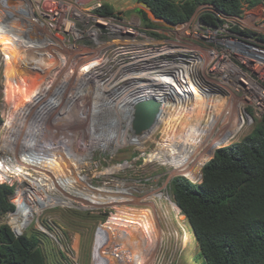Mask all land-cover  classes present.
Masks as SVG:
<instances>
[{
  "label": "rangeland",
  "instance_id": "obj_1",
  "mask_svg": "<svg viewBox=\"0 0 264 264\" xmlns=\"http://www.w3.org/2000/svg\"><path fill=\"white\" fill-rule=\"evenodd\" d=\"M175 1L180 2L181 0ZM202 1L204 0H197V2ZM53 3L62 6L63 14L65 8L69 9V12L65 11L66 15H62L58 22L49 16L55 12L52 10ZM105 4L111 5L114 11L107 18L99 16L97 12V9ZM202 7V5L199 6L193 17L183 24H169L162 20H153L148 16L152 21V27L149 24L150 21L145 20L140 12V9H143L140 0H0V26H6L5 30H2L7 32L2 33L0 31V138L6 116H9L18 105V109H21L19 112L20 119L16 121L18 127L22 126L23 128L25 123H22L21 119L29 114V112L26 113L28 111L26 109L29 107L28 103H31V97L29 96L33 97V94H35V92H32L34 89L32 87H35L34 83L37 81L35 77H31L27 73L30 67L27 69L25 62H31L32 66L44 64L45 66H43L46 67L48 64L46 61L49 58H44L42 63L36 62V59L39 60L38 53L45 57L47 52L49 53L55 49L56 44L62 45L68 50V43H70L75 45L74 48H77L76 54L81 57L79 64L82 65V62L84 63L86 59H90L88 62L90 66L83 76L80 73L83 71L84 66L80 65L81 71L72 73L75 76V82L72 80L74 83H67V85L62 86L68 88L65 92L66 99L81 93L83 100L89 99L90 101L95 93L98 95L103 92L99 90L98 85L100 84H103L105 90L107 89L106 92L110 93L111 88L109 87L119 84V79L122 76L120 74L121 66H129L128 64L136 59L144 66H154L170 65L179 59L187 58V61H183V66L175 69L179 73H174L173 85L181 84L179 88L185 90V86H188V83L185 82L190 81V83L197 86L196 88L199 91L201 90V94L202 90H206L213 95L215 101L212 104L214 106L211 107L210 105L207 109L203 106V102L201 103V115L206 119L204 127L208 129L215 127L214 122L217 120H219L217 123L224 122L228 127L239 122L240 116L245 121L235 136L228 140H221L219 144H216L217 147L214 153L220 147L241 141L254 130L263 117L260 118L256 115L252 106L241 103L234 89L221 85V80L209 73L212 65H208L210 61L208 47H211L212 43L201 37L203 33H207L209 27L199 20L201 13L204 11ZM4 10H7V12L2 17V11ZM9 10L10 12H8ZM11 11H13L12 15ZM25 16L29 20L27 23L31 34L39 33L41 36L33 38L23 35L22 30L26 28V25L20 24H23ZM98 20L109 21V25L103 28L105 25H101ZM33 21H38L39 25ZM72 21L78 37L65 36L66 31L64 33V28L66 29L67 23ZM211 28L214 29V27ZM12 35L18 37L16 43L11 41V38H14ZM212 37L215 41L219 34H214ZM65 39H68V41L62 43ZM169 50L171 52H168ZM112 52L114 53L111 54ZM38 65L32 69H36V67H39ZM67 68L66 73H63L64 75L62 74L61 78H59L60 69H55L52 76L48 77L45 83L52 85L56 81V84L57 82L59 84L63 77L69 75L74 66L70 64ZM136 68L134 76L146 70L140 65H137ZM89 75H92L93 78H91L92 76L87 77ZM179 75H181L183 83H180V79L176 77ZM66 82L62 81V85ZM124 82H120V84H124ZM57 88L59 87H56L55 94ZM89 90L91 92H88ZM194 96L196 99V95ZM26 98L28 101L24 102ZM71 101V99L68 100L72 103ZM127 104L122 105V109L116 105L109 106L110 111L112 110L113 113L107 111L106 118L110 122L112 121L113 129L111 135H107V139L103 137L105 134L102 131H96L93 125L89 126L87 124L89 120L92 121L97 117L96 113L100 110V104L98 103L92 102L90 110L88 107L87 113L79 115L81 120L87 119L86 123L84 121V123H81L80 120L78 121L75 117H72L74 120H68L67 125L65 123V126L59 124V127L62 128V131L61 128L60 131L58 130L59 132H55L56 124H54V121H56V115H53L55 110L44 117L38 115L39 112H37L39 108H43L42 105L37 107L30 117L29 128L33 129L35 125H39V129H44L48 123L49 128L46 127L47 129L45 128V131L42 130L41 133L49 134L47 135L49 137L56 133V138L57 135L59 137L53 148L58 157H54V167L50 174L52 180L51 178L50 180H62L64 188L49 183L45 189L47 192L50 190L51 193H48L52 196L47 195L45 191L37 190L34 184L32 186L30 183V186H32L30 188L29 181L23 180L26 177L25 173L30 171L26 165L23 166V162H21L22 165H17L14 158L9 157L10 162L2 167L6 172H3L4 178L0 177V182L14 187L11 202L15 205V208L11 212L23 218L30 212L31 221L26 225L24 234L28 236L35 234L38 237L46 264L129 263L126 259L128 256L125 257L124 248L130 244V239L127 238L128 236L120 234L117 235V240L114 237H116L117 227L120 226L125 215H127L126 213L129 212L127 209L124 211L125 201L138 196L147 201L139 204V208H152L157 204L161 213L160 227L162 233L160 244L155 249L156 252L153 256L148 255L147 260L146 257H143L142 264H206L189 222L178 205L175 204L178 208L175 209L169 202V199L175 202L172 189V181L175 177L183 176L194 183H198L201 176L196 180L181 174L171 176L172 173L170 172L174 166L159 163L156 155L163 136L161 131L157 133V123L142 135H138L134 129L136 105L133 103ZM118 110L122 112V121L119 119ZM207 122H211L208 123L209 127L206 125ZM41 133L38 135L39 137H41ZM136 141H140V143H136ZM100 142L102 143L100 144ZM86 146L89 147L86 148ZM20 147V150L24 149V147ZM28 150L29 153H34L33 155L39 152ZM0 154V160L3 163L4 153L1 149ZM20 157L19 159H21ZM14 165L17 166L18 170L14 169ZM58 176L60 179H58ZM28 179L31 180V177ZM23 188L33 191L36 194L34 195L36 201L22 195ZM70 188L73 190L71 191ZM155 192H161L163 196L156 197ZM62 195H72L74 200L69 201V203L68 200L61 198ZM87 195L93 196V202L84 200ZM123 212L124 215L121 218ZM4 219L5 214L1 217L0 224H5ZM117 222L118 224H116ZM129 230L131 231L130 234L137 235L141 232V229L138 230L132 227ZM115 243H117L116 248ZM128 247L130 248V245ZM153 247L148 248L145 246V252L150 251ZM117 251H121L122 254L114 260Z\"/></svg>",
  "mask_w": 264,
  "mask_h": 264
},
{
  "label": "bare ground",
  "instance_id": "obj_2",
  "mask_svg": "<svg viewBox=\"0 0 264 264\" xmlns=\"http://www.w3.org/2000/svg\"><path fill=\"white\" fill-rule=\"evenodd\" d=\"M52 6H53L52 10L55 12H53V14L52 15L50 14L49 16H50V18L56 20L57 22L60 20L62 15L65 14V11L69 12V9L65 8L64 14H63L62 13V6H59L57 3H53ZM5 12H7V10L2 11V13H3L2 17L5 16L4 15ZM8 12H10V10ZM12 14H13V11H11V15ZM77 18L80 19L79 17H77ZM27 22H29V20L25 16V20H23V24H20V25H26V28L22 30L23 35L29 36V37L31 36L33 38L41 36L39 33L31 34V31L29 30V26H28ZM33 22L35 24L39 25L38 21H33ZM98 22L101 23V25H105L103 28H106V26L109 25V21L107 22V21H103V20H98ZM73 23H74L73 21L67 23L68 25H67L66 29L64 28V33L66 31L65 36L68 35V37L71 36V38L72 37H78V33L75 31ZM0 27H1L0 31L3 33L4 31L2 29L5 30L6 26H4V27L0 26ZM115 32H116V29H115ZM4 33H7V32L5 31ZM46 35L48 36V34H46ZM13 37L14 38H11V41L13 43H16V40L18 39V37H15V36H13ZM11 41H10V43H11ZM65 41H68V39H65L63 42L62 41L61 42L66 43ZM8 43H9V41H8ZM13 43H11V44H13ZM68 46H69V48H68V50H66L67 48L62 47V45L56 44L54 46L55 49L49 53L47 52L45 54V57L41 56V53H38L39 60L36 59V62L42 63L44 61V58H46V57L49 58V60L46 61V62H48L46 67H44L45 66L44 64H43L44 66L36 64L39 67H36V69H32L36 65L32 66V64H30L31 62L26 63L24 61L25 64L27 65V69H28V67H30L29 70H27V71H29L27 73L29 75H31V77H35V80L37 81L36 83H34L35 87H32V88H34L32 90V92L33 93L35 92V94L32 93L33 97L31 95L29 96V97H31V101H30L31 103H28L29 107H28V109H26V110H28V111H26V113L29 112V114H27V117L24 116L23 119H21L22 123H25L23 128H22V126L18 127V124H16V121H19V119H20L19 112L21 109L20 110L18 109L19 105L13 112H11L9 114V116H6V118H5L4 128L2 130L3 133H2V136L0 138L1 139L0 149L4 153V155L2 154L3 155L2 158H3L4 162L2 163L0 160V177L1 178H4L3 172H6L5 169L3 170L2 167H5L4 164L6 165L7 163L10 162L9 161L10 158H12V159L14 158V160L17 162V165L18 164L20 165L21 162H23L24 163L23 166L26 165L28 167V169H30L29 172L25 173L26 177L23 178L24 181H29V187L30 188L33 186L32 184H34L35 188L37 190L39 189L40 191H45V193H47V195L51 193L50 190L48 191L50 193H48L45 189V187L47 185H49V183H51L52 185H55L56 187H63L64 188V186H63L64 184H63L62 180L56 181L57 180L56 179V180L51 181L52 175L50 177L51 171L54 167L53 166V163L55 161L54 157H58L57 152L53 151V148L56 145V141L59 140L58 135L56 138V133H55V135L53 133V135L52 136L50 135V137L47 136L49 134L46 135V133H44V134L41 133V131L44 130L46 127L49 128L48 123H47L45 128L43 127L44 129H41V128L39 129V125H35V124H34L35 126L33 129L29 128L30 117L32 114H34V111L37 109V107L39 105L40 106L42 105L43 108H39V111H37V112H39L38 115L45 117L46 114L48 115L50 112H52L54 110L56 111V113L54 111L53 115H56L55 116L56 121H54V124H56L55 132H57L61 128V127H59V124L64 125V123H65L67 125L68 120H71V121L74 120L72 117H75V119H77L78 121L80 120L81 123H84V122L86 123L87 119L81 120L79 115L81 113L82 114L83 113L85 114V112L87 113L88 107L90 110V106H91L92 102L98 103V104H100V106L98 105L100 110H98V113H96L97 117H95L93 119L94 121L89 120L87 122V124H89V126L93 125L96 128V131L97 130L102 131L105 134V135H103V137H105V139H107V135L108 136L111 135L110 133H111V130L113 129L112 128L113 126L111 123L112 121L110 122L109 119L106 118L107 117V111H109V112L112 111V110L110 111V107H109L110 105H111V107H113V105H116L117 107L121 108V107H123L122 105H124V104L126 105L127 103H133L134 105H136V108H137V106L143 102L151 101V100L158 101L161 104V112L157 118L156 127H157V133H159L161 131L163 134V136L160 140V146L158 147V150L156 152V155L158 156V162L162 163L164 165L174 166L173 170L170 172V173H172L171 176H173L175 174H181V175H184V176H186L190 179H193V180H196L201 176L202 168L205 165V163L214 154V150L217 147L216 144L217 143L219 144V141H221V140H228L229 138H232L233 136H235V134L238 132V130L245 123V121L241 118V116L238 115V116H240L239 122H236V123H234L228 127L226 126V124L224 122L223 123H217L219 120L214 122L215 127H211L210 129L204 127L206 119H204L201 115V108H202L201 103L203 102V106H205L208 109L210 105H211V107L214 106V104H212V103H213V101H215V99L213 98L212 94L208 93L205 90H202V94H201V92H200L201 90L199 91V89L196 88L197 86H195V85H193L192 87L188 86L187 88H185V90H181L179 88L180 84L179 85H173V79L175 77L174 73L177 72L175 69L180 68V66L184 65L183 61L184 60L187 61V59H184V58L179 59L178 61H175V62L171 63L170 65L166 64V65H154V66H152V65L144 66L140 63L139 60L136 59L131 64L129 63L128 64L129 66H121L120 74L122 76L119 79V84H117L114 87H109V88H111L110 93H107L106 92L107 89L105 90V87L103 86V84H100V85H98V87L100 88L99 90H102L103 92H101L98 95L96 93L94 96L92 95L93 96L92 100H90L91 103H89L90 102L89 99L83 100V96L81 95V93H78V94L73 93L75 95L72 98L66 99L67 96H66L65 92H67L68 88H66V87L63 88L62 86L67 85V83L72 84L75 82V80H74L75 76L72 75V73L73 72L76 73L77 71H81V69H80L81 66H84L82 68L83 71H81V73H80V75H83V76L85 75L86 71L88 70V68L90 66L88 64L90 59H86V60L84 59L86 63L85 62L83 63L82 62L83 59H82L81 60L82 65L79 64V60L81 59V57H78L77 56L78 54H76L77 48H74L75 45H71L70 43H68ZM102 48H103V46H102ZM163 50H166V49H163ZM78 52H79V50H78ZM168 52H171V50H169ZM113 53L114 52H112L111 54H113ZM83 56H85V55L83 54ZM35 57H37V56H35ZM153 58H155V57H153ZM153 58H151V59H153ZM9 61H11V60H9ZM32 61H34V60H32ZM7 62H8V60H7ZM70 64L74 66V69L69 73V75L67 74V76L63 77L61 79V81H59V84H58V82L56 84V81H55V84H52V85L49 83H47V84L45 83L46 79L48 77L52 76V72L55 69H58V70L60 69L59 70V78H61L62 74L66 73V68ZM75 65H76V67H75ZM87 65H88V67L86 68ZM137 65H140V67H142L143 69H146V70H144V72H146V73L140 72L137 76H134V73H135L134 71H135V69H137L136 68ZM85 68H86V70H85ZM69 69H71V68H69ZM177 73H179V72H177ZM91 76L92 75H89L87 77H91ZM176 77H178L183 82L181 75L176 76ZM91 78H93V76ZM48 80H50V79H48ZM89 80H90V78H89ZM62 81L63 82L67 81V82L62 85ZM120 82L121 83L124 82V84H120ZM82 83H80V84H82ZM44 84H46V85H44ZM96 86H97V84H96ZM56 87H59V88H57L58 90H57V93L55 94L54 92L56 90ZM30 90H31V88H30ZM88 92H91V90H89ZM69 93H70V91H69ZM205 93H207V94H205ZM28 94H29V90H28ZM194 95H196V99L194 98L195 97ZM204 95H205V97H204ZM18 98H19V95H18ZM69 99L72 100L71 101L72 103L68 102ZM25 101H28V99L26 98V100H24V102ZM204 103H205V105H204ZM127 106H128V104H127ZM23 108H24V106H23ZM29 109H31V110L29 111ZM120 110H118V115H119V119L121 120V118H123V117H122V112H120ZM91 112L93 113L94 111L92 110ZM166 112H167V116H166ZM92 113H90V114H92ZM112 113H113V111H112ZM112 113H111V115H112ZM97 118H99V119L96 120ZM235 120H237V119H235ZM208 123H211V122L206 123V125L209 127ZM74 124H76V123H74ZM159 124H161V125H159ZM76 128H78V127H76ZM61 131H62V128H61ZM40 133H41V137L38 136V135H40ZM81 135H82V133H81ZM25 141L27 142L26 144H25ZM140 141H136V143H140ZM91 143H93V142H91ZM101 143L102 142H100V144ZM133 143H135V142H133ZM20 146L24 147V149L20 150L21 149ZM87 147H89V146H86V148ZM73 148H74V146H73ZM28 149L37 150L39 152H37V154L33 155L34 153H29ZM22 151H24V152L22 153ZM74 155H75V153H74ZM19 156H21L20 157L21 159H19ZM25 160L27 163L24 162ZM14 166H15L14 169L18 170L17 166L16 165H14ZM27 176L31 177V180H29L28 179L29 177L27 178ZM50 178H51V180H50ZM58 179H60L59 176H58ZM30 183L32 186H30ZM66 186L67 185L65 184V187ZM69 186H71V185H69ZM47 190H48V188H47ZM72 190L73 189H71V191ZM27 191L30 195H27L28 194ZM29 191H30L29 189L25 188L21 194L25 195L27 198H29L31 200L36 201L35 197H34V195H36V194L33 191H30V192ZM89 193H90V191H89ZM154 195L156 197H162L163 193L155 192ZM50 196H52V195L50 194ZM22 198H24V197H22ZM61 198H63V200L66 199V201L68 200L67 202L74 200L73 199L74 197H72V195H65V196L62 195ZM92 198H93V196L87 195L84 200H86L87 202L88 201L93 202ZM23 200L25 201V199H23ZM146 202L147 201H144L143 197H141V196L132 197V198H130V200L127 199L123 205V208H124V211H125V209H127V211H129V212L126 213L127 215H125L123 222L120 224V226L117 227L118 229L117 228H116L117 230L115 229L116 230L115 232H117L115 235L116 237H114L115 240H117V235L119 236V234L122 236L126 235V236H128L127 238L130 239L129 240L130 241V244H129L130 248L128 247L129 245L126 248H124L125 257L127 255L128 258H126V259H128V261H129V263H127V264H142L143 257H146V260H147L148 255L153 256L154 252H156L155 249L159 246L160 241H161L162 231H161V227H160V225H161L160 209H158L157 204L155 207L153 206L152 208L151 207H143V208L138 207L139 204H143ZM169 202H170L172 207H174L175 209H178L177 206L175 205V202H173L171 199H169ZM41 203L44 204V202H42V201H41ZM45 203L50 204L48 202H45ZM42 206H44V205H42ZM28 209H30V208H28ZM123 215H124V212L121 215V218L123 217ZM27 216H28V218H27ZM29 216H30V212H28L26 217H24L26 219V225L31 221ZM120 219H119V221H120ZM118 222L116 224H118ZM130 227H132L134 229H138V230L141 229V232H139L137 235L136 234H130L131 233V231L129 230ZM124 239H126V238H124ZM121 240H123V239H121ZM119 243L121 244V242H119ZM116 245H117V243H115V248H116ZM145 246L148 248L152 247V246H154V247L150 251L145 252V250H146ZM116 250H115V252H116ZM120 254H122L121 251H117V254H116L117 256L116 255L114 256V260L117 257H119Z\"/></svg>",
  "mask_w": 264,
  "mask_h": 264
},
{
  "label": "trees",
  "instance_id": "obj_3",
  "mask_svg": "<svg viewBox=\"0 0 264 264\" xmlns=\"http://www.w3.org/2000/svg\"><path fill=\"white\" fill-rule=\"evenodd\" d=\"M140 1L156 17L174 25L188 22L202 5L200 20L217 26L218 14L238 15L244 3L259 0ZM97 12L104 17L114 13L109 4ZM140 12L153 27L145 10ZM172 189L206 264H264V117L241 141L215 151L202 169L200 182L177 176ZM13 192V186L0 182V220L15 208ZM0 264H46L38 237L24 234L14 239L1 223Z\"/></svg>",
  "mask_w": 264,
  "mask_h": 264
},
{
  "label": "built area",
  "instance_id": "obj_4",
  "mask_svg": "<svg viewBox=\"0 0 264 264\" xmlns=\"http://www.w3.org/2000/svg\"><path fill=\"white\" fill-rule=\"evenodd\" d=\"M218 17L221 21L217 26L203 22L209 27L207 33H203L201 37L212 43L211 47H208L210 57L208 65H212L209 73L219 78L221 85L234 89L239 101L252 106L256 115L262 118L264 117V0H259L255 4L244 3L238 15L218 14ZM214 34H219L215 41L212 37ZM185 83H188V86L194 85L190 81Z\"/></svg>",
  "mask_w": 264,
  "mask_h": 264
},
{
  "label": "water",
  "instance_id": "obj_5",
  "mask_svg": "<svg viewBox=\"0 0 264 264\" xmlns=\"http://www.w3.org/2000/svg\"><path fill=\"white\" fill-rule=\"evenodd\" d=\"M143 9L147 15L153 20H162L156 17L150 6L141 1ZM161 112V104L158 101L151 100L139 104L136 108V119L134 122V129L138 135H142L147 130L151 129L157 121V118Z\"/></svg>",
  "mask_w": 264,
  "mask_h": 264
},
{
  "label": "clouds",
  "instance_id": "obj_6",
  "mask_svg": "<svg viewBox=\"0 0 264 264\" xmlns=\"http://www.w3.org/2000/svg\"><path fill=\"white\" fill-rule=\"evenodd\" d=\"M202 176V174H201ZM176 204V202H175ZM179 207V206H178ZM181 210V209H180ZM4 223L10 230L14 239H19L20 236L24 235L26 227V219L18 216L15 213L9 212L5 214Z\"/></svg>",
  "mask_w": 264,
  "mask_h": 264
}]
</instances>
